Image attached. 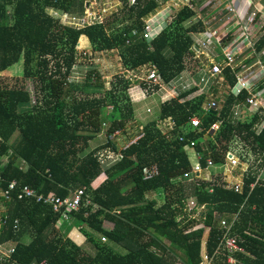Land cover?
<instances>
[{
  "label": "trees",
  "instance_id": "obj_1",
  "mask_svg": "<svg viewBox=\"0 0 264 264\" xmlns=\"http://www.w3.org/2000/svg\"><path fill=\"white\" fill-rule=\"evenodd\" d=\"M119 1L122 10L110 21L76 27L62 23L47 9L82 14L83 0H0V71L21 55L22 73L34 82L31 89L35 97L31 102L22 82L8 86L0 81V242L15 241L10 258L19 264L43 259L47 264H198L202 241L213 254L223 234L211 209L233 213L243 206V219H250L257 228L250 232L246 225L239 226V245L256 258L250 262L244 258L243 264H264V188L250 190L255 179L248 172L251 168L241 194L224 187L220 167L209 168L216 178L198 183L183 175L194 162V149L200 153L202 166L207 156L221 163L224 156L213 142L227 139L233 131L242 136L244 129L251 149L264 151V128L253 133L248 128L251 121L222 125L212 139L205 129L216 119L214 112L202 117L204 130L192 128L188 119L200 112L205 98L195 95L199 87L195 83L188 80L175 97L164 100L157 119L143 126L142 137L122 149L120 158L101 163L96 154L102 147L114 148L111 138L87 151L97 135L110 136L116 130L122 133L127 121L134 118L129 89L135 80L132 76L123 80L120 75L104 92L101 75L92 68L82 83L70 81L83 53L77 50L80 37L86 35L93 49L116 48L125 70L135 71L134 76L152 65L166 84L192 61L190 32L200 29L198 23L184 25V17L191 14H183L147 40L144 18L157 7L158 0ZM226 72L233 84L234 74ZM161 86H152L147 80L141 83L148 96ZM245 95L243 92L241 98ZM232 102L229 96L220 104L222 113L218 114L224 116ZM168 117L175 127L164 133L157 122L166 127L163 121ZM12 181L16 187L9 189ZM192 184L197 202L208 205L202 223L176 220ZM25 185L59 197L84 187L92 203L83 202L69 217L71 226L79 229L93 251L57 230L60 214L49 205L26 197L18 199ZM7 190L8 200L2 196ZM156 193L163 195L162 202L153 197ZM245 203L256 207L247 209ZM104 221H109L111 228H105Z\"/></svg>",
  "mask_w": 264,
  "mask_h": 264
},
{
  "label": "crops",
  "instance_id": "obj_2",
  "mask_svg": "<svg viewBox=\"0 0 264 264\" xmlns=\"http://www.w3.org/2000/svg\"><path fill=\"white\" fill-rule=\"evenodd\" d=\"M159 5H161V7H158ZM162 8H168L171 11L170 17H173L174 18L173 20H176L177 18H181L183 14H186V16L191 14V16L184 17L183 19L185 20L184 25L192 26L197 23L200 24V29L190 32L191 37L193 38V44L190 48L192 61L193 60L196 61V58L199 59L202 58V61L206 60V56L204 54H197L198 44L196 40V38L198 40L200 39V36H198V34L201 31H205L206 27L212 26V28H215L214 30L216 31L223 27L221 32L226 31L228 33V38L237 37L238 35L243 33L241 31H243L244 28H247L249 30V35H250L249 37L254 42L255 51L253 50V48L251 49L247 48L246 50H244V52L242 51L240 54H238L237 58L242 59L244 60V62H246V64L251 65L252 66L251 71H253L252 73L260 72V66L255 64L257 60L260 61V59H262V61H264V33L258 28L260 24L264 23V0H253V2L249 5H248V0H196L193 6H187L186 4H182V3L179 4L176 3L174 0H158L157 7L152 12H150L151 13L150 16L147 15V18H145V20L150 18L154 20L155 10L157 12L159 9ZM230 8H232V10H229ZM239 12H241V15L239 14ZM83 40H85V42L88 41V44H90L87 36L84 34H83ZM215 47L216 46L211 45L210 49L213 52H218V50L215 49ZM192 61L187 62L188 63L187 66L192 67L191 70L185 67V69L180 73V75L176 76L177 77L176 80L182 78L184 74H185V79H187L192 74H195L196 76L195 79H198V75L200 73L199 67L202 62L199 63L198 61H196L199 63L197 64L196 62L193 61L194 63L192 64ZM10 68L11 65L1 70L0 72L9 71ZM261 77L262 74L254 75V80L259 79ZM191 80L192 79H189V82ZM235 81L233 84H230L228 82V77L225 75V82L227 83V86L224 89H221V92H223L222 95H217L215 93L217 88H220L217 86V84L212 89V92L217 97V100L218 102H220V104L224 103L229 96L233 97L232 104L228 107L227 111L223 113L227 121L224 125L237 126L238 124L248 123L251 121V124L248 127L249 130L253 131V133L254 132L258 133L264 128V112H260L261 110L257 112L250 110V107L246 105L245 102V99L247 97V92L245 90H243L238 96H234L232 93H230V87L234 86ZM186 83L188 82L186 81ZM259 87L261 91L264 92L263 79L261 86ZM243 92H245L246 95L245 97L241 98ZM262 96L264 97V93H262ZM148 97L150 96H146L145 99H147ZM154 99L155 102L153 106L155 107V110H158L157 112H155L158 115L160 112V106L159 108H157V104H159L160 101L158 102L156 98ZM205 100L206 99H204L203 102H205ZM235 105H238L239 107L237 115H234ZM151 107L152 106L148 105L147 108L151 109ZM235 128L237 129V127ZM220 130L221 128L218 129L217 131ZM241 134L242 136L233 131L232 136L228 137L227 139H223L222 141L215 139L213 142L215 144V148H217V150H220V152L224 156V158L222 159L223 161H221V163H224V165L220 168L222 171L221 177L223 182L225 183L224 187L227 188V190H232L237 194L242 193L243 183L245 179L244 177H246V173L249 168L251 169H249L248 172L251 171V173L255 177V179L250 182L249 185L250 190H252L255 186L264 188V151L252 150L251 146L248 145V142L245 139L246 131L244 129L241 130ZM210 136L212 139H214L213 133H211ZM236 146L240 149L241 153L244 152V158L243 161L238 162L236 165H231L230 161L227 159V154L228 151H233ZM96 148H98V146L94 147V149ZM223 168L226 171H228V168L233 169V173L235 174L234 178H229V179L232 180L234 183L240 184L241 186L240 191H235L231 187L227 186L224 178ZM200 174H203L205 178H211V177L213 179L216 178L214 177V174L211 175V173L208 172H203ZM201 181H204V179H202ZM193 188H194V184L188 187L189 194L184 202H186L187 200L188 201L194 200L198 206L201 205L198 211L199 215L189 216L185 211L180 212L179 214L176 215V220L179 222L180 221L183 222L187 220H196L202 223L205 217L207 216L208 205L205 203L197 202ZM245 204L247 206V209L248 208L254 209L256 207V205L248 206L247 203ZM242 208L243 206H239L237 211L233 213L229 211L224 213L221 211H217V209H211L213 210V219L217 222L218 228H220L222 232L226 231V229L222 225V221L226 220L230 225V235L232 236L239 237V226L242 225H246L249 228L250 232H255L257 228L250 221V219H246V220L243 219L242 217L243 211L241 212ZM2 214L3 212L0 213V226H1V222L3 221ZM193 214H196V209L193 210ZM70 223L71 222L64 223V225L62 224L55 225V227H57V230H59V232H62L63 235H67L68 237L73 239L74 242L80 244L83 247L84 246L87 247L89 251H93V248L90 246V243L86 240V237L79 231L77 227L71 226L72 224ZM105 225H111V223L109 221H104L103 226L105 227ZM95 237L99 238L97 235ZM14 245H15V241L13 240L0 242V254L1 252H6V251L8 252L11 248L14 247ZM113 248L114 250H116V247L113 246ZM116 251L120 252L121 250L120 251L116 250ZM205 253L210 254L206 249L205 241H202V246L200 250V259ZM244 258L247 259V261L249 262L253 259H256L254 258L253 255L247 253L245 250L244 252H236L231 257L226 250L220 249V252L215 253V264H237V263L243 264Z\"/></svg>",
  "mask_w": 264,
  "mask_h": 264
},
{
  "label": "built area",
  "instance_id": "obj_3",
  "mask_svg": "<svg viewBox=\"0 0 264 264\" xmlns=\"http://www.w3.org/2000/svg\"><path fill=\"white\" fill-rule=\"evenodd\" d=\"M174 1L179 4L182 3L186 4L187 6H193L196 0ZM252 2L253 0H248V5ZM229 10H232V8H230ZM60 13L61 14L58 17L52 14L51 15L54 18H59L60 21L64 24H69L76 27H82L88 24L102 23V20L98 21L97 18L95 19L94 17L92 19L86 17L83 21H81V16L84 14L73 16L66 12ZM239 14L241 15V12H239ZM145 22L146 26L144 29V37L147 40H150L151 38L155 37L161 30L158 27L157 19L155 18V16L154 20L150 18L146 19ZM222 28L216 31L214 30L215 28H212V26L206 27L205 31L199 32L198 36H200V39L198 40L196 38L198 44L197 54H204L206 56V60L202 61L199 67L200 73L198 75V79H196L195 81V84L196 86H199L198 90H200L199 92H195V95L204 94V96H206V100L201 105L200 112L193 113L189 117L188 124H190L192 128L197 129L198 131L204 130L202 117H207L210 112L216 113V119L209 124V127L207 129H205L206 134L216 132L221 128L222 125L227 122L225 116H220V114H218L221 113L220 102H218L217 97L212 92V89L216 86V84L220 88H225L227 86V83L225 82L226 71L234 74L236 79L234 86L230 87V93H232L234 96H238L243 90H245L247 92L245 102L246 105L250 107V110H253L254 112L261 110L260 112H264V97L262 96V93L264 92H262L259 87L261 86L262 79L264 80V61H262V59H260V61L257 60L255 65L260 66V72L252 73V66L246 64L244 60L237 58V55L242 51L244 52V50H246L247 48H253V50L255 51L254 42L249 37V30L247 28H244V30L241 31L243 33H241L237 37L228 38V33L226 31L221 32ZM258 28L264 33V23L260 24ZM211 45L216 46L215 49H217L218 52H213L210 49ZM149 69L150 71L145 73V76L147 77L146 80L150 84H159V86H161V84H163L164 82L157 69L152 65ZM136 74L141 75L140 72H136ZM258 74H262V77L254 80V75ZM69 80L72 81L74 80V78L70 76ZM209 90H211V93L209 92ZM181 101H183V99H181ZM234 107V115H237L239 107L238 105H235ZM111 109L112 106H109L107 108V111L110 112ZM164 121L166 124L164 122L163 124L166 126L165 128H167V131H170L175 127V123L171 117L165 118ZM115 133L118 134L119 132L116 131ZM115 133L113 134L112 139L116 137ZM142 135V133L139 134V138H137V136L136 139H133L131 142L125 144L122 147H118L115 145L113 148V146H108L109 148L106 151L105 160L113 161L120 158L122 156L121 150L126 148L136 140L140 139ZM194 151L195 152L192 157L194 162L191 163L190 169L183 173L184 177L188 181L198 183L203 179L199 178L200 173H211L209 170L210 167L213 166L221 168L224 165V163H215L211 156H207L206 165L202 166V164L200 163V153H198L196 149H194ZM243 158L244 152L241 153L240 149L237 146L233 151H228L227 159L230 161L231 165H236L238 162L243 161ZM99 159L101 160V158ZM223 173L227 186L231 187L235 191H240V184L234 183L229 179L234 178L235 174L233 173V169L228 168V171L224 169ZM210 179L211 178H205L204 180ZM15 187V181H12L8 184L9 189H14ZM211 189L212 187L210 186L209 190ZM2 196L6 200L10 199L9 191H4L2 193ZM17 197L18 199H23L24 197H26L28 199H33L35 202H41L43 204L49 205L53 212L60 214L59 219L56 221V225L70 222V212L78 210L80 204H82L83 202H85V204L92 203V200L86 193V189L84 187L74 190V192L68 196L59 197L54 194L44 195L43 193L36 192L28 185H25L20 189ZM200 207L201 205L198 206L194 200H187L185 202L183 211H185L189 216H194L195 214H193V210L196 209V213H198ZM222 225L226 229V231L223 232L220 240H218L215 252L213 254L205 253L198 264H215V253L220 252V249L226 250L231 257L236 252H244V248L238 243V238L236 236L230 235V225L228 224V222L226 220H223ZM105 240L106 238L102 237V241L104 242ZM12 250L13 248H11L8 252H1L0 264H19L13 258H10V253ZM30 264H47V261L43 259L39 262L33 261Z\"/></svg>",
  "mask_w": 264,
  "mask_h": 264
},
{
  "label": "rangeland",
  "instance_id": "obj_4",
  "mask_svg": "<svg viewBox=\"0 0 264 264\" xmlns=\"http://www.w3.org/2000/svg\"><path fill=\"white\" fill-rule=\"evenodd\" d=\"M129 1L134 2L135 0H129ZM122 7H123V3H120L119 0H83L82 14L84 15L81 16L80 20L83 21L86 17H89L91 19L94 17L95 19L97 18L98 21L102 20V23L104 24L105 22L110 21L114 13L120 12L122 10ZM158 7H161V5H159ZM47 11L56 17H58L61 14L60 12H63L55 9H47ZM170 14L171 11L168 8L159 9L157 12L155 10L154 16L157 19V24L161 31L171 26L172 20L174 18L170 17ZM71 15L74 16V14ZM78 15L79 14H76L75 16ZM148 15L150 16L151 13H149ZM145 18H147V16H145ZM85 40H83V35L79 39V43L77 44V50L83 53H82V57H78L77 59L78 65H76L74 68L75 73L70 75L77 82L82 83L87 73V70L92 68H96L97 71L100 73L101 75L100 80L103 82L104 92L112 88L114 79L116 80V78H118L120 75L122 76L123 80L130 79L129 78L130 76H132L135 80L131 83L132 87H130L129 89V95L133 100L134 108H135L134 118L130 121H127L125 127L123 128L124 131L122 133H118L117 137L113 138L115 145L118 147H122L125 144L131 142L133 139H136L137 136H138L137 138H139V134H141L143 126L146 123H148V121H150L151 119H157L156 116L158 115L155 112H157L158 110H155V107L153 106L155 102L154 98H156L158 102L160 101V103L157 104V108H159L160 104L164 100L176 96L177 91L182 89L183 83H185L189 79H192L189 83L194 84L196 81L195 74L190 75L187 79H185V74H184L182 78L176 80L177 78L176 77L172 79L170 82H167L166 84H162L159 90L153 93V96L149 95L150 97L145 99L146 96H148L146 93L147 90L141 87V83L142 81H146L145 79H147L145 73L150 71L148 66H145L144 70L140 71L141 75L134 76L135 74L134 71L130 73L127 72V70H125L126 68L122 64L119 56V52L116 48L103 49V50L93 49L91 43L88 44V41L85 42ZM84 51L86 54H84ZM193 61L194 62L198 61L200 63L202 62V58L201 59L196 58V61L195 60ZM193 61L192 64L194 63ZM53 62L54 61H52L51 65H53ZM198 62L196 63L199 64ZM187 68L191 70L192 67L187 66ZM0 81L4 84H8V86H11V84L16 83L18 81L22 82L23 84H25L27 91L29 92L31 102L35 98L33 95L34 93L31 89L32 83L34 82H32V80L29 77L28 78L24 77L22 73L21 55L19 60L13 63V65H11L9 71L0 72ZM221 89L223 88H217L215 93L217 95H222L223 92H221ZM199 90H197L196 92H199ZM209 92L211 93V90H209ZM202 95L204 96V94ZM204 99H206V96ZM148 105L152 106L151 112L148 111L147 108ZM163 122L165 123V121ZM157 125L160 128V130H162L164 133L168 132L167 128H165L160 123V121L157 122ZM112 137L113 134H110V136H106L104 133L97 135V137H95L92 141L89 142V147L87 151L94 149V147L99 146L100 144L101 145L105 144L106 140L108 138L112 139ZM108 148H109L108 146H105L96 151V154L101 158V163H104L106 161L105 155ZM199 178L205 179L203 174H200ZM153 197L156 198L158 202H162L163 195H161L160 193H156ZM195 215H199V214L196 213ZM105 227L110 228L111 225H105ZM64 237L69 238L71 241H73V239H71L67 235H64Z\"/></svg>",
  "mask_w": 264,
  "mask_h": 264
},
{
  "label": "clouds",
  "instance_id": "obj_5",
  "mask_svg": "<svg viewBox=\"0 0 264 264\" xmlns=\"http://www.w3.org/2000/svg\"><path fill=\"white\" fill-rule=\"evenodd\" d=\"M147 15H148V14H147ZM147 15H146V16H147ZM144 19H145V18H144ZM172 22H173V20H172ZM74 80H75V79H74Z\"/></svg>",
  "mask_w": 264,
  "mask_h": 264
}]
</instances>
